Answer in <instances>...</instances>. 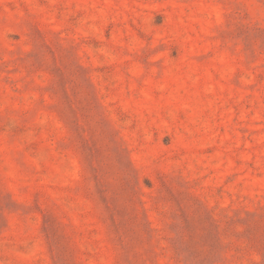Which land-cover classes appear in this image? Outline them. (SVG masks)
I'll return each instance as SVG.
<instances>
[{
  "label": "rangeland",
  "instance_id": "1",
  "mask_svg": "<svg viewBox=\"0 0 264 264\" xmlns=\"http://www.w3.org/2000/svg\"><path fill=\"white\" fill-rule=\"evenodd\" d=\"M0 264H264V0H0Z\"/></svg>",
  "mask_w": 264,
  "mask_h": 264
}]
</instances>
